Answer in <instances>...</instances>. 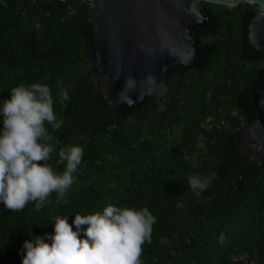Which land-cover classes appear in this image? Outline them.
Returning a JSON list of instances; mask_svg holds the SVG:
<instances>
[{
    "label": "trees",
    "instance_id": "trees-1",
    "mask_svg": "<svg viewBox=\"0 0 264 264\" xmlns=\"http://www.w3.org/2000/svg\"><path fill=\"white\" fill-rule=\"evenodd\" d=\"M89 6V0H0V104L21 83L47 84L63 121L55 132L46 124L56 148L49 163L62 173L59 149L83 148L63 197L53 193L39 212L34 203L17 213L0 202V264H22L24 241L53 233L55 216L67 215L72 224L76 213L109 204L147 207L156 217L142 264H264V207L229 181L238 169L251 171L252 158L232 146L231 135L253 111L247 91L264 81V52L255 54L243 39L252 5L200 2L205 24L190 33L199 39V69L190 76L165 70L166 93L142 99L135 110L115 108L92 89ZM58 81L69 100L62 101ZM212 172L216 179L196 197L187 175Z\"/></svg>",
    "mask_w": 264,
    "mask_h": 264
},
{
    "label": "clouds",
    "instance_id": "clouds-1",
    "mask_svg": "<svg viewBox=\"0 0 264 264\" xmlns=\"http://www.w3.org/2000/svg\"><path fill=\"white\" fill-rule=\"evenodd\" d=\"M57 86L62 101L69 100L62 81ZM0 120V202L17 213L34 203L39 212L53 193L63 197L71 187L83 148L68 145L59 149L56 163L65 166L62 173L49 163L56 148L46 124L55 132L63 121L54 110L51 88L39 81L12 87L10 98L0 104ZM197 147L203 149L205 145L198 143ZM186 178L192 193L199 197L212 185L216 174L192 173ZM156 222L147 207L111 204L102 212L76 213L72 224L67 215H58L54 217L53 233L24 241L22 264H142V246L151 243ZM226 242L221 232L218 243Z\"/></svg>",
    "mask_w": 264,
    "mask_h": 264
},
{
    "label": "water",
    "instance_id": "water-1",
    "mask_svg": "<svg viewBox=\"0 0 264 264\" xmlns=\"http://www.w3.org/2000/svg\"><path fill=\"white\" fill-rule=\"evenodd\" d=\"M86 22L94 57L92 89L113 107L135 110L139 101L167 91L164 71L177 67L190 76L199 69L198 32L205 24L200 2L215 7L251 4L244 41L264 52V0H89ZM251 116L231 135L232 146L252 158L251 171L238 169L229 181L264 207V81L247 91Z\"/></svg>",
    "mask_w": 264,
    "mask_h": 264
}]
</instances>
